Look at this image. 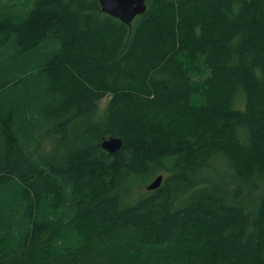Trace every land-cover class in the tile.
Wrapping results in <instances>:
<instances>
[{"label":"trees","instance_id":"1","mask_svg":"<svg viewBox=\"0 0 264 264\" xmlns=\"http://www.w3.org/2000/svg\"><path fill=\"white\" fill-rule=\"evenodd\" d=\"M145 6L0 0V264H264V0Z\"/></svg>","mask_w":264,"mask_h":264},{"label":"water","instance_id":"2","mask_svg":"<svg viewBox=\"0 0 264 264\" xmlns=\"http://www.w3.org/2000/svg\"><path fill=\"white\" fill-rule=\"evenodd\" d=\"M104 14L118 19L125 25L142 15L145 10V0H97ZM102 148L110 154L119 151L122 142L119 138H111L102 143ZM162 176L157 177L148 187V191L157 190L162 183Z\"/></svg>","mask_w":264,"mask_h":264},{"label":"rangeland","instance_id":"3","mask_svg":"<svg viewBox=\"0 0 264 264\" xmlns=\"http://www.w3.org/2000/svg\"><path fill=\"white\" fill-rule=\"evenodd\" d=\"M107 103H108V99L107 98H104L103 100L100 101L99 103V113L100 114H103L106 110V106H107ZM153 181L147 183L146 185H139V183H134V187L135 188V191L133 192V196H132V200L131 201H135L137 198H140L142 196H144L148 191L146 190V187L148 185H150Z\"/></svg>","mask_w":264,"mask_h":264},{"label":"bare ground","instance_id":"4","mask_svg":"<svg viewBox=\"0 0 264 264\" xmlns=\"http://www.w3.org/2000/svg\"><path fill=\"white\" fill-rule=\"evenodd\" d=\"M18 8V7H17ZM189 64H190V62H189Z\"/></svg>","mask_w":264,"mask_h":264}]
</instances>
